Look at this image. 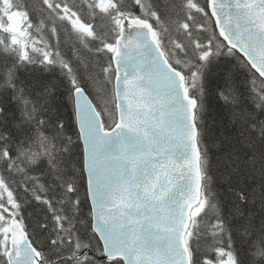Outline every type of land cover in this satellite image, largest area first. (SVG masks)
Wrapping results in <instances>:
<instances>
[{
  "label": "trees",
  "instance_id": "1",
  "mask_svg": "<svg viewBox=\"0 0 264 264\" xmlns=\"http://www.w3.org/2000/svg\"><path fill=\"white\" fill-rule=\"evenodd\" d=\"M12 11L22 14L23 27L27 24L25 52L12 41L5 22ZM69 13L77 16L81 26ZM120 13L148 19L167 57L185 75L190 68L193 74L197 69L207 74L202 65L214 73L205 81L206 91L199 85L193 90L200 101L201 147L208 162L203 165V202L192 214L188 234L192 264H218L230 258L236 264H264V236L249 243L247 233L235 227L237 192L245 185L264 183V178L244 171L243 165L240 173L228 178L230 167L217 159L223 147H216L225 145L222 133L229 134L232 103L250 104L253 89L264 92V81L219 37L206 0H107L105 7L98 0H0V76L4 77L0 80L4 109L0 180L11 191L14 210L41 250L43 264H124L119 259L97 258L101 245L91 227L80 136L72 118V89L80 85L96 103L105 124L114 121L110 57ZM13 73L14 97L9 90ZM229 74L225 91L229 103L225 104L217 97L215 84ZM57 120L63 121L62 130L56 127ZM73 187L76 191L70 196ZM5 200L0 186V201ZM260 204L257 200L243 207L245 214H254L257 228L264 219ZM85 248L94 255L75 256ZM0 264H6L1 245Z\"/></svg>",
  "mask_w": 264,
  "mask_h": 264
},
{
  "label": "water",
  "instance_id": "2",
  "mask_svg": "<svg viewBox=\"0 0 264 264\" xmlns=\"http://www.w3.org/2000/svg\"><path fill=\"white\" fill-rule=\"evenodd\" d=\"M207 4L219 35L253 69L264 72V0H207ZM119 26L112 54L116 123L136 125L147 135L137 137L142 143L136 149L135 171H130L120 145L134 133L128 127L106 132L86 93H75L88 149L92 227L105 258H121L125 264H191L184 236L202 184L198 195L185 199V182L177 179L183 157L174 144L178 112L196 105L188 101L184 76L164 57L151 24L123 16ZM5 256L8 264L41 263L40 252L14 217Z\"/></svg>",
  "mask_w": 264,
  "mask_h": 264
},
{
  "label": "snow or ice",
  "instance_id": "3",
  "mask_svg": "<svg viewBox=\"0 0 264 264\" xmlns=\"http://www.w3.org/2000/svg\"><path fill=\"white\" fill-rule=\"evenodd\" d=\"M243 55V54H242ZM210 59V58H209ZM251 67V65H249ZM205 71L197 69L193 74L192 69H188L185 75V87L187 88L188 101H191L196 107L189 105L188 109L178 112L176 117V127L179 129V133L175 138L176 142L174 147L178 150L179 154L183 157L182 161H178L180 164V175L178 180L185 182L187 193L185 199L191 201L194 195L199 194V187L202 184L201 177L203 173V165L208 161L205 157V150L201 147L203 144V131L201 128L202 120L197 116V109L200 106V101L197 96L193 95V90L199 85V87L206 91L205 81L209 75H214L212 70L207 65H202ZM178 71L180 69H177ZM256 78L264 81V72L256 71L253 69ZM184 73H182L183 75ZM190 77V79H189ZM4 79L0 76V80ZM12 87L9 89L13 97L16 92L15 75L11 74ZM230 74L228 77L221 76L220 82L215 84L216 95L222 100L223 103L228 104L229 99L225 95L226 88L229 85ZM77 91L83 92L84 89H76L73 87L72 95L74 100L73 119L77 122L76 131L81 137V164L85 172V178L87 179L88 170V149L85 141L82 138L81 127L79 124L78 114L75 110V93ZM253 95L249 98L250 104L241 106L237 103H232L230 110L231 115V127L229 134L223 135L225 145L219 143L216 144L217 149L223 147L222 152H218L217 159L224 160L225 166L230 167L231 175L238 174L241 171V165H243L244 171L251 173L252 175L264 178V92L252 90ZM188 101H185L187 104ZM4 109L0 107V115L3 114ZM56 127L60 130L64 128L62 120H57ZM128 127L129 131L134 133L133 137H130L126 141H122L120 145L121 155L124 158L123 163L126 164L130 171H135L137 163L136 149L141 145L142 140L137 137L146 136V131L141 133L140 129L136 125H126L123 122L116 123L111 128H106V132L118 131L122 128ZM71 142V138H66ZM2 143V142H0ZM66 150L70 151L67 149ZM11 158L12 153H8ZM73 167H75L73 165ZM247 185L241 187L237 192L238 203L236 205V225L235 227L240 230L243 229L247 233V239L249 243L257 239L260 236H264V219L261 221V226L257 228L254 222V214L249 211L244 213L243 207L249 204H255L257 200L261 201V208H264V183H254L247 191ZM76 189L73 187L69 195H74ZM77 207L79 206V200H76ZM220 223H223L221 220ZM229 237H231V230H229ZM234 247V245H233ZM101 260L105 259V256H100ZM239 264V261H237Z\"/></svg>",
  "mask_w": 264,
  "mask_h": 264
},
{
  "label": "rangeland",
  "instance_id": "4",
  "mask_svg": "<svg viewBox=\"0 0 264 264\" xmlns=\"http://www.w3.org/2000/svg\"><path fill=\"white\" fill-rule=\"evenodd\" d=\"M22 20H23L22 15L16 12L12 13L8 19L9 28L16 33L14 40L17 41L21 40V38L24 36V31H22L20 28L22 24Z\"/></svg>",
  "mask_w": 264,
  "mask_h": 264
}]
</instances>
